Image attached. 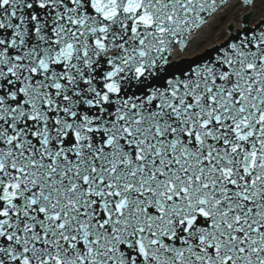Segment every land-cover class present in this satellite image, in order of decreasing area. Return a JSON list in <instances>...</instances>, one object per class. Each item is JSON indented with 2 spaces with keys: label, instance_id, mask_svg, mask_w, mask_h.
Instances as JSON below:
<instances>
[{
  "label": "snow or ice",
  "instance_id": "snow-or-ice-1",
  "mask_svg": "<svg viewBox=\"0 0 264 264\" xmlns=\"http://www.w3.org/2000/svg\"><path fill=\"white\" fill-rule=\"evenodd\" d=\"M0 264H264V0H0Z\"/></svg>",
  "mask_w": 264,
  "mask_h": 264
},
{
  "label": "water",
  "instance_id": "water-1",
  "mask_svg": "<svg viewBox=\"0 0 264 264\" xmlns=\"http://www.w3.org/2000/svg\"><path fill=\"white\" fill-rule=\"evenodd\" d=\"M223 23H225V24H226V23H227V21H224ZM210 39H211V37H210Z\"/></svg>",
  "mask_w": 264,
  "mask_h": 264
}]
</instances>
